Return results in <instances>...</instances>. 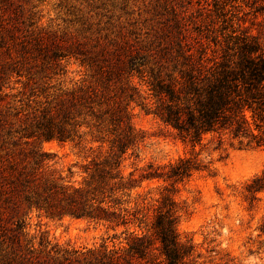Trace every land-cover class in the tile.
<instances>
[{"label": "trees", "instance_id": "obj_1", "mask_svg": "<svg viewBox=\"0 0 264 264\" xmlns=\"http://www.w3.org/2000/svg\"><path fill=\"white\" fill-rule=\"evenodd\" d=\"M241 2L218 27L196 25L192 39L116 41L94 50L56 42L52 54L42 37L34 44L0 20V264H201L180 232L175 197L196 172L212 170L196 146L211 137L218 147L226 140L264 147V0ZM70 57L91 79L52 84L60 60ZM134 103L190 149L126 172L145 140L131 123ZM53 139L90 152L78 177L76 164L67 174L51 164L54 155L41 143ZM145 181L163 183L152 203L138 190ZM244 189L253 206L264 192V168ZM32 211L102 223L124 241L61 249L42 235L37 246L26 230Z\"/></svg>", "mask_w": 264, "mask_h": 264}, {"label": "rangeland", "instance_id": "obj_2", "mask_svg": "<svg viewBox=\"0 0 264 264\" xmlns=\"http://www.w3.org/2000/svg\"><path fill=\"white\" fill-rule=\"evenodd\" d=\"M241 0H0V20L22 39L34 44L42 37L52 54L56 42H71L93 49L96 44L131 42L134 44L175 41L184 34L190 39L196 25L219 26L222 14L241 4ZM245 11L248 8L243 7ZM250 25V22H247ZM257 31V26L254 27ZM264 43V31L261 34ZM100 48V46L96 47ZM61 49V48H60ZM59 49V50H60ZM62 70L51 83L70 87L89 72L75 57L64 58ZM132 125L145 134L139 157L132 156L124 165L126 172L148 162L164 163L184 155L186 146L171 129L135 103ZM97 143H89L88 146ZM41 146L54 155L51 164L64 174L68 167L78 177L81 165L90 154L85 148L58 140H45ZM195 152L211 161V172H196L179 186L175 197L181 207L179 229L184 239H191L201 264H264V192L253 206L244 199L247 181L264 168V147L239 148L237 141H218L209 137ZM146 203L163 192V183L145 181L138 189ZM30 238L40 244L45 235L51 248H90L107 244L120 246L124 235L114 237V230L102 223L66 216L51 217L32 211L26 218Z\"/></svg>", "mask_w": 264, "mask_h": 264}]
</instances>
